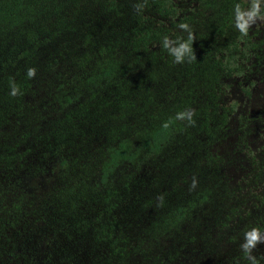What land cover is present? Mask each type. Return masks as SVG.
I'll return each instance as SVG.
<instances>
[{
  "label": "trees",
  "instance_id": "obj_1",
  "mask_svg": "<svg viewBox=\"0 0 264 264\" xmlns=\"http://www.w3.org/2000/svg\"><path fill=\"white\" fill-rule=\"evenodd\" d=\"M135 3L0 0V264H172L241 214L216 149L237 106L226 80L262 49L235 28L249 0ZM181 22L196 59L176 64L162 40L186 38Z\"/></svg>",
  "mask_w": 264,
  "mask_h": 264
},
{
  "label": "rangeland",
  "instance_id": "obj_2",
  "mask_svg": "<svg viewBox=\"0 0 264 264\" xmlns=\"http://www.w3.org/2000/svg\"><path fill=\"white\" fill-rule=\"evenodd\" d=\"M188 1L185 0L186 3ZM249 31L256 41H262V49L259 57L252 60L253 70L248 76L226 80L224 104L236 103L237 106L230 120L229 135L216 149L226 164L229 186L234 193L232 196L236 197L233 203L240 205L241 214L230 222L228 230L213 228V241L195 240L191 256L190 245L184 246L172 264H176L178 259L182 264H191L193 260L195 264H230L235 247L243 254L240 234L252 227H260L264 231V164L261 153L264 143V22L253 25ZM246 87L248 92L244 91ZM246 131L248 135H245ZM43 183V180H35L29 186L32 191L39 192ZM183 254L186 256L182 257ZM253 255L258 259L264 255V243L254 249ZM260 264H264V260Z\"/></svg>",
  "mask_w": 264,
  "mask_h": 264
},
{
  "label": "clouds",
  "instance_id": "obj_3",
  "mask_svg": "<svg viewBox=\"0 0 264 264\" xmlns=\"http://www.w3.org/2000/svg\"><path fill=\"white\" fill-rule=\"evenodd\" d=\"M147 6V0H137V3L133 5L137 13H142ZM235 28L244 36H247L249 30L258 22H264V0H249L247 7L242 6L240 3L234 5L233 9ZM178 28L187 33L186 38L181 36L175 39L165 36L162 40V47L167 50L168 54L174 58L176 64H183L186 60L191 62L196 59V55L193 49V43L196 40L195 33L188 23L181 22ZM37 69L30 67L27 69V78L32 79L36 76ZM10 93L12 97L21 95L19 87L12 82L10 84ZM195 110L185 109L176 113L174 119L178 121H186L189 126H194L196 121L194 119ZM167 128L169 125L165 123L163 125ZM198 186V180L196 177L192 178V182L189 186V190L193 191ZM163 201V195L157 197ZM261 243H264V231L260 227H252L244 233L243 242L240 244V249L244 255V258L248 261V264H260L261 260H264V255L259 259L256 255H253L254 249Z\"/></svg>",
  "mask_w": 264,
  "mask_h": 264
}]
</instances>
